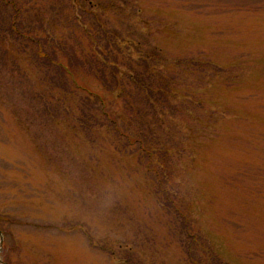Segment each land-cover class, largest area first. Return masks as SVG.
I'll return each mask as SVG.
<instances>
[{
    "label": "rangeland",
    "instance_id": "374dc122",
    "mask_svg": "<svg viewBox=\"0 0 264 264\" xmlns=\"http://www.w3.org/2000/svg\"><path fill=\"white\" fill-rule=\"evenodd\" d=\"M92 1L0 0V31L45 30L83 59L114 56L115 35L160 50L171 89L160 120L128 79L147 69L133 50L118 53L123 93L79 78L127 133L162 149L153 161L179 213L85 94L52 89L37 46L1 32L0 264H264V0H244L248 12L229 11L237 0ZM82 110L93 116L86 129Z\"/></svg>",
    "mask_w": 264,
    "mask_h": 264
},
{
    "label": "trees",
    "instance_id": "16d2710c",
    "mask_svg": "<svg viewBox=\"0 0 264 264\" xmlns=\"http://www.w3.org/2000/svg\"><path fill=\"white\" fill-rule=\"evenodd\" d=\"M86 2L90 4L93 1L90 0L89 2V0H86ZM156 2L162 5L170 4V0H156ZM239 2L244 4L241 5ZM110 6H113V4ZM96 7L97 4L94 5L93 8L89 9L95 10L94 8ZM252 9L253 8L248 7L244 0H237L236 3L229 8V11L248 12ZM101 26L103 27V25ZM102 29L105 30L104 32L106 34L108 33V29H105L104 27ZM1 32H3L4 37H8V34H10V37L13 38L14 36L19 38L20 35H24L30 42L37 46L36 60L38 66L44 72L46 82L52 89H59L63 92L69 93L83 92L85 94L86 97L84 106H89V109H91L90 113L92 111L94 113H98L102 118L101 121L109 124L118 135L125 137L124 147H134L136 150L143 153L142 156L146 158L144 168L149 174L158 180L160 191L164 195V202H168L166 205L169 206V209L175 208L179 213V197L177 194L173 193L172 187L169 186L168 178H165L166 173L163 171L164 162L163 165H159V163L153 161L154 154L157 153L156 151H159L160 155L163 156L164 152H161L162 149L151 147L146 141H144V139L139 138V136H132L127 133L126 128H124L121 124L122 122L119 115L113 113V108L110 111L109 108L111 107L108 106L106 99L102 97V95L92 91L85 84H82L79 78V71L81 70L88 75L94 76L102 85L106 87L110 94L112 93L113 87H119L120 93H123V80L119 82L117 77L123 66V62L120 60L118 53L124 51L125 49L130 52L133 50L137 56H132L133 58L131 59L133 61H137L141 66L147 69L143 71L142 75H140L141 73L136 74L138 73L137 71L135 73L128 74V79H131L134 85L141 86L140 89L145 93L146 98L151 104L152 113L160 120V118H163V116L168 113V110L171 109V106H167L169 103L168 96H171V89L169 84L166 83L165 76L162 74V69L166 60L160 50L155 49L153 51H148L143 48L140 41H136L129 36L126 39V37L115 35L116 41H113L115 44V47H113V49H115L114 56L109 57L108 54H104L103 57H101L99 56L100 53L92 51L89 56L86 55L87 57L83 59L82 56L76 54L77 51L72 44L67 42L61 43L53 39L50 40V37L45 30L39 31L36 29H28L21 31L20 29H16L12 26L9 30L0 31V33ZM44 34L48 35V37ZM89 35L93 37L94 34L92 33ZM99 38V36L95 35L96 42H100ZM136 58L138 60H136ZM90 117L93 116H89L86 110H82L78 118V122L84 129L89 127L88 120L91 119ZM182 214L184 215L185 213ZM185 216L187 215L185 214L184 218ZM184 218L182 219V229H187L189 238L192 240L191 247H201V244L203 243H200L201 239L203 240L202 236L197 234V232H192L191 226H188L189 224L186 220H184ZM192 262H194V260H192ZM195 264H203V262L196 261ZM210 264L225 263H223L217 256H213Z\"/></svg>",
    "mask_w": 264,
    "mask_h": 264
}]
</instances>
